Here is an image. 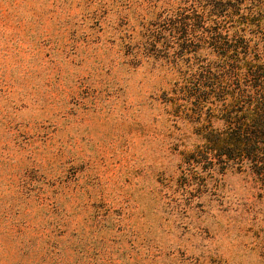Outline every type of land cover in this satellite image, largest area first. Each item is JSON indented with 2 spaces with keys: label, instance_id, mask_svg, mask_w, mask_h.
Wrapping results in <instances>:
<instances>
[{
  "label": "rangeland",
  "instance_id": "1",
  "mask_svg": "<svg viewBox=\"0 0 264 264\" xmlns=\"http://www.w3.org/2000/svg\"><path fill=\"white\" fill-rule=\"evenodd\" d=\"M175 1L0 0V264H264V179L188 162L144 48Z\"/></svg>",
  "mask_w": 264,
  "mask_h": 264
},
{
  "label": "trees",
  "instance_id": "2",
  "mask_svg": "<svg viewBox=\"0 0 264 264\" xmlns=\"http://www.w3.org/2000/svg\"><path fill=\"white\" fill-rule=\"evenodd\" d=\"M175 2L147 13L149 24L168 28L147 31L143 42L179 73L173 103L202 140L188 162L264 179V0ZM165 32L172 45L157 46Z\"/></svg>",
  "mask_w": 264,
  "mask_h": 264
}]
</instances>
